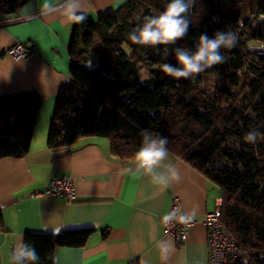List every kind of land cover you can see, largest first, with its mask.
I'll list each match as a JSON object with an SVG mask.
<instances>
[{
	"label": "trees",
	"instance_id": "obj_1",
	"mask_svg": "<svg viewBox=\"0 0 264 264\" xmlns=\"http://www.w3.org/2000/svg\"><path fill=\"white\" fill-rule=\"evenodd\" d=\"M32 0H0V12L17 14ZM168 0H127L95 22L74 23L69 43L71 81L57 94L47 145L60 150L102 137L118 159H134L141 131L168 139L169 152L190 164L220 191L222 219L243 254L228 264H264V56L246 50L264 44V0H197L188 35L176 45H134L127 33ZM139 18V19H138ZM233 30L239 43L222 49L226 60L196 76L176 79L160 65L176 63L164 47L194 48L201 33ZM144 64L155 65L141 82ZM42 98L35 92L0 95V160L24 157L31 148ZM4 215L0 209V225ZM95 229L59 234L27 233L41 264H53L57 247H84Z\"/></svg>",
	"mask_w": 264,
	"mask_h": 264
},
{
	"label": "crops",
	"instance_id": "obj_2",
	"mask_svg": "<svg viewBox=\"0 0 264 264\" xmlns=\"http://www.w3.org/2000/svg\"><path fill=\"white\" fill-rule=\"evenodd\" d=\"M61 5L63 0H53ZM127 0H82L87 20L121 10ZM32 0L17 14L0 12V95L19 96L35 91L42 98L30 151L21 158L0 160V264L18 237L27 233L53 234L95 229L80 248L57 247L56 264H209L207 213L222 202L219 188L190 164L170 158L180 171L179 183L167 187L146 175L131 176L125 169L135 159L121 160L110 152L109 140L90 137L71 147L47 145L57 94L71 81L69 43L74 22L62 8L53 11ZM26 43L27 58L7 55L16 43ZM4 121L0 118V129ZM71 176L78 198L66 204L47 192L53 178ZM197 223L180 242L165 231L164 220L174 199ZM47 229V230H46Z\"/></svg>",
	"mask_w": 264,
	"mask_h": 264
},
{
	"label": "clouds",
	"instance_id": "obj_3",
	"mask_svg": "<svg viewBox=\"0 0 264 264\" xmlns=\"http://www.w3.org/2000/svg\"><path fill=\"white\" fill-rule=\"evenodd\" d=\"M196 3L197 0H168L162 11L143 17L127 33L128 41L146 47L176 45L177 41L188 35ZM41 7L47 11L60 7L74 23H83L87 19L82 10V0H63L61 5L54 4L53 0H42ZM238 43V33L233 30L216 31L211 37L207 33H201L194 48L178 46L170 50L164 47V54H171L176 63L166 62L160 65V70L178 80H194L206 69L224 63L226 57L221 50L232 49ZM146 71L141 70V82L149 78ZM141 137V143L134 153L135 164L126 168L125 173L131 176L146 175L154 183L164 187L179 183L182 176L170 158L167 137L154 135L147 129L141 131ZM258 138H264V134L256 129L249 130L244 136L246 142L253 144ZM194 216L195 213H187L176 217L170 213L165 220L178 219L182 223H189ZM59 230L56 229L53 234H57ZM52 260L56 264V258L52 257ZM9 264H41V258L36 248L20 236L9 253Z\"/></svg>",
	"mask_w": 264,
	"mask_h": 264
},
{
	"label": "built area",
	"instance_id": "obj_4",
	"mask_svg": "<svg viewBox=\"0 0 264 264\" xmlns=\"http://www.w3.org/2000/svg\"><path fill=\"white\" fill-rule=\"evenodd\" d=\"M3 25L0 24V27ZM246 50L252 54L264 56V44H248ZM29 53L28 45L24 42H19L8 50L7 55L15 60H21L27 58ZM47 192L52 196L63 199L66 204H72L79 195L71 176L53 178L49 183ZM170 213L176 217L185 214L180 198L176 197L174 199ZM222 216L223 206L222 202H220L212 212L207 213L203 222L208 232L209 264H228L240 258L243 254L238 240L225 224ZM196 223L197 220L195 219L189 223H182L178 219L164 220L166 233L172 235L180 242L187 238L191 228Z\"/></svg>",
	"mask_w": 264,
	"mask_h": 264
},
{
	"label": "rangeland",
	"instance_id": "obj_5",
	"mask_svg": "<svg viewBox=\"0 0 264 264\" xmlns=\"http://www.w3.org/2000/svg\"><path fill=\"white\" fill-rule=\"evenodd\" d=\"M252 44H256V43H252ZM155 66V65H154ZM153 65H150V64H144V66L143 67H141V69H140V75H141V70L142 69H146L147 71H146V74L148 75L149 74V70L152 68V67H154ZM145 80V79H144Z\"/></svg>",
	"mask_w": 264,
	"mask_h": 264
}]
</instances>
